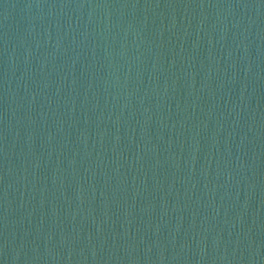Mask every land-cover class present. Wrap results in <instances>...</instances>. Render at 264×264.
<instances>
[{
	"label": "water",
	"instance_id": "1",
	"mask_svg": "<svg viewBox=\"0 0 264 264\" xmlns=\"http://www.w3.org/2000/svg\"><path fill=\"white\" fill-rule=\"evenodd\" d=\"M0 264H264V0H0Z\"/></svg>",
	"mask_w": 264,
	"mask_h": 264
}]
</instances>
